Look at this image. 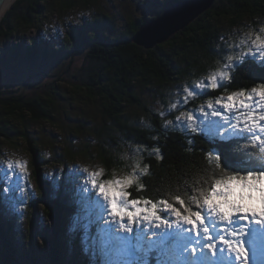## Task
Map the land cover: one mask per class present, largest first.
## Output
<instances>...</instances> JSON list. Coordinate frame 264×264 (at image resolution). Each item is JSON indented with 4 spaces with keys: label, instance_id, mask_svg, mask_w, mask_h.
<instances>
[{
    "label": "rangeland",
    "instance_id": "rangeland-1",
    "mask_svg": "<svg viewBox=\"0 0 264 264\" xmlns=\"http://www.w3.org/2000/svg\"><path fill=\"white\" fill-rule=\"evenodd\" d=\"M18 1L11 6L3 20L4 22L11 14L10 18L19 31L17 30L18 33L8 40H0V89L8 93L23 88L27 97L43 96L50 99L53 101L54 115L53 120L36 122L31 117L23 119L20 116H10L6 114L7 112H0V122H8L18 133L13 141L0 138V214H3L5 222L12 221L9 225H13L14 228V243L11 249H15L17 254L11 256L15 260L13 264H34L36 263L34 255L38 258V264H53L51 250L45 246L43 240V235L50 225V218L38 203L41 196L40 187L43 188L46 183L53 184L54 189L50 196L60 197L63 189L69 203H75L78 208L75 212L68 208L64 228L68 234H72L77 224H80L79 228L82 232L77 239L80 238L81 242L75 244L73 242L75 239L72 242L64 239V264H79L80 261L81 264H154L155 261L149 258L150 263L145 257L157 247L149 248L146 241H137L135 234L128 236L131 244L138 245L137 247H131L121 240L120 237L126 234L118 230L115 225L110 227L105 225L104 219L107 218V213L104 208L96 204L97 197L94 194L84 191L89 173L103 170L102 179L104 177L110 179L122 177L132 170L134 163H129V172L116 171L111 176L107 171L108 167L98 156L103 149L113 151L121 157L129 156L130 152L139 155L142 151H137V147L133 146L127 149L128 153L125 149L122 153L117 150L119 146L110 141V134L115 128L111 119L104 114L102 107L104 98L95 96L96 99L90 100L86 96L85 80L82 79L85 69L96 67L97 63L87 56L86 51L74 55L75 49L71 45L69 35L74 28L86 24H88V33L94 35L98 29L93 25L100 23L102 34L113 38L131 36L137 25L136 22L139 24L148 19L133 37L132 41H134L144 26L159 20L175 4L163 12L161 10L165 7L164 0H74L77 4L75 8L62 10V0H45L43 6L49 8V14L42 18L44 19L42 28L37 30L29 29V26L23 28L21 20H16L14 13L21 18L26 10V7H20L13 11ZM257 22L261 24L255 26ZM261 28H264V21L258 17L247 18L238 28L233 29L227 19L221 20L222 37H234L238 42L247 33L259 32ZM260 34L264 35V33ZM32 38L38 39L37 48L41 49L49 44L47 57L30 59L24 50L29 48V40ZM184 85L191 84L183 82L160 87L157 83L151 85L140 83L137 91L145 110L152 113H166L162 119L166 117L167 120L175 121L172 116L176 118L180 111H192L199 117L201 105L207 110L206 101H197L204 92L190 99L187 104H180L178 110H171L170 114H167L169 105L182 99ZM143 107L129 105L125 108L127 115L133 117L137 114L141 124L147 127L148 116ZM173 126L182 130L179 125ZM114 136H117L116 132ZM31 140H35V145L41 150L48 164L40 171L41 184L36 177L37 168L29 144ZM128 143L133 144L131 141ZM68 150H74L78 156L74 160L75 164L69 165L66 174L65 167L60 165L59 161L68 156ZM84 151L87 154L84 155ZM17 161L24 162L26 167L21 169L16 166V174L13 175L7 169V165L11 162L15 166ZM85 169L86 172L83 171ZM5 171H8V177H5ZM9 187L12 191L5 193L3 189ZM88 187L91 188L90 183ZM76 245L77 251H75ZM34 248L37 250L35 251ZM159 253L162 257L157 264H167L169 261L179 264L175 255L169 254L167 250ZM6 257L9 256H0V264H3Z\"/></svg>",
    "mask_w": 264,
    "mask_h": 264
},
{
    "label": "trees",
    "instance_id": "trees-1",
    "mask_svg": "<svg viewBox=\"0 0 264 264\" xmlns=\"http://www.w3.org/2000/svg\"><path fill=\"white\" fill-rule=\"evenodd\" d=\"M44 1H18L13 11L20 7H26L25 14L21 18L14 13L16 20H21L23 28L27 26L29 29L40 30L42 28L44 20L42 18L49 14V8L43 6ZM62 1V10H70L77 6L74 0ZM179 1L164 0L165 7H162L161 11L164 12L166 8ZM10 16L11 14L0 26V40H8L19 31ZM256 17L264 21V0H217L212 10L202 15L183 32L150 50L138 47L132 41L141 25L148 19L139 24L136 22L137 25L133 26L134 31L131 36L113 38L110 35L102 34L100 23L93 25L95 29H98L94 35L88 33V24L74 28L71 32L69 38L73 49H75L74 55L86 51L87 56L97 63L96 67L85 69L82 79L85 80L86 96L90 100L96 99L95 96L104 98L102 106L104 114L111 119L115 128L110 134V141L119 146L117 150L122 153L124 149L127 152V149L129 150V147L133 148V146L142 151L139 155L127 152L129 156L121 157L113 151L103 149L98 155L99 158L108 167L107 171L111 176L116 171L129 172V163H134L136 159H139L142 167L145 164L149 165L148 174L139 179V183L144 185L143 191H137V186L133 185L128 189L131 193L130 198L145 197L157 200L161 197L168 198L177 191L185 194V198H187V189L197 186L196 181L202 183L201 177L208 178L210 168L205 159V151L216 146L215 141L200 133L176 129L173 125L165 127L166 117L162 119L163 117L159 113H152L144 109L143 101L138 95V85L140 83L145 85L157 83L160 87H165L169 84L178 85L183 82L192 84L205 76L210 69L219 67L217 62H222L225 55L232 51L230 46L238 43L237 38L222 37L221 20L227 19L229 26L233 29L238 28L243 20ZM259 24L261 22H257L255 26ZM38 39H30L29 48L24 50L30 59H43V56H48L49 44L44 45V48H37ZM257 83H259L258 79L253 77L247 67L238 65L233 81L226 85L227 90L225 88L205 90L197 101L204 102L221 95L225 96L241 88L250 90ZM129 105L143 107L146 116H148L146 121L149 126L144 127L140 118L136 116L137 114L133 117L127 115L125 107ZM194 105H196L195 102ZM0 112H7L6 114L10 116H20L23 119L31 117L36 122L49 121L53 120V101L43 96L27 97L26 90L24 91L23 88L8 93L0 89ZM172 117L175 119L174 116ZM115 132L117 136H114ZM16 136L18 133L10 127L8 122H0V138L13 141ZM190 140L193 141L192 144H189ZM128 141L133 144H129ZM34 142L35 140H31L29 144H31V152L37 168L36 177L41 184L42 180L39 181L40 171L48 164ZM155 148L160 150L162 158L152 152V149ZM83 153L87 154L86 151ZM77 156L78 154L74 150H68V156L59 161L60 165L65 167L66 174L69 165L75 164L74 160ZM86 156L88 157V155ZM89 156L91 155L89 154ZM104 179L106 178L104 177ZM53 189L52 183H48V185L46 183L43 188L40 187L41 196L38 203L50 218V225L43 235V240L45 246L51 250L53 264H64V239L71 242L75 239L73 241L75 244L81 242L80 238H77L82 229L80 230V224H77L76 230L72 234L65 231L64 225L68 211L75 212L78 208L75 203H69V199L64 196L63 189L60 197L50 196ZM68 208L71 209L68 210ZM3 217V214H0V256H9L4 259L3 264H13L15 260L11 256L17 254L15 249H11L14 243V228L13 225H9V222L12 221L5 222ZM76 247L77 245L75 251H77ZM34 249L37 250V248ZM159 252L160 249L155 248V251L148 253L145 259L148 261L151 259L155 261L154 264H157V261L162 257ZM149 254L152 255L149 256ZM33 257L36 259L34 264H38L37 256ZM83 261L86 262V260Z\"/></svg>",
    "mask_w": 264,
    "mask_h": 264
},
{
    "label": "snow or ice",
    "instance_id": "snow-or-ice-1",
    "mask_svg": "<svg viewBox=\"0 0 264 264\" xmlns=\"http://www.w3.org/2000/svg\"><path fill=\"white\" fill-rule=\"evenodd\" d=\"M260 33L264 28L231 45L232 51L217 62L219 67L184 85L182 99L169 105L167 114L205 90H227L238 65L259 81L250 90L241 88L207 100V110L201 105L199 117L180 111L175 121H165V127L179 125L216 143L205 151L208 178L201 177L202 183L196 181L197 186L187 189V198L179 191L157 200L130 198L128 189L136 185L143 191L139 179L149 171V165L142 167L140 161L122 177L102 179L103 170L89 173L84 191L97 197L96 204L107 213L105 225H115L126 234L120 239L129 246H138L129 240L128 234H135L149 248L174 254L179 264H264V35ZM152 152L162 158L158 148ZM16 166L26 167L17 161L15 166L9 162L7 169L15 175ZM4 175L8 177V171Z\"/></svg>",
    "mask_w": 264,
    "mask_h": 264
},
{
    "label": "water",
    "instance_id": "water-1",
    "mask_svg": "<svg viewBox=\"0 0 264 264\" xmlns=\"http://www.w3.org/2000/svg\"><path fill=\"white\" fill-rule=\"evenodd\" d=\"M216 1L180 0L168 9L159 20L144 26L133 42L147 50L166 43L173 36L183 32L202 15L212 10ZM6 3L7 0H0V24H2L8 12L5 11Z\"/></svg>",
    "mask_w": 264,
    "mask_h": 264
},
{
    "label": "bare ground",
    "instance_id": "bare-ground-1",
    "mask_svg": "<svg viewBox=\"0 0 264 264\" xmlns=\"http://www.w3.org/2000/svg\"><path fill=\"white\" fill-rule=\"evenodd\" d=\"M17 0H7L5 11L7 12L9 8L16 2Z\"/></svg>",
    "mask_w": 264,
    "mask_h": 264
}]
</instances>
